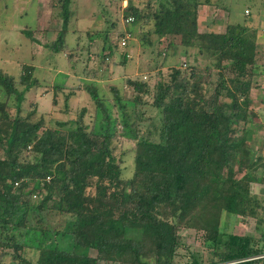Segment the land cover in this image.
<instances>
[{
	"label": "trees",
	"instance_id": "16d2710c",
	"mask_svg": "<svg viewBox=\"0 0 264 264\" xmlns=\"http://www.w3.org/2000/svg\"><path fill=\"white\" fill-rule=\"evenodd\" d=\"M225 1L149 0L145 8L128 1L123 18L133 19L141 41L152 46L154 36L159 45L166 43L163 60L167 50L180 49L182 61L159 73L153 90L144 81L127 80L132 100L111 88L119 122L111 120L96 87L87 85L96 110L92 125L84 124L82 110L48 128L44 115L34 118L35 108L22 114L26 94L40 87L34 69L22 66L17 81L0 71V252L11 251V264H174L181 229L203 232L211 256L206 264H264V231L255 240L227 232L222 221L223 215L245 222L264 213L250 191L251 184L264 185V162L251 161L246 145L254 134V81L264 78L257 48L264 38L238 24H228L223 33L199 31L198 8L229 12ZM61 4L57 38L45 48L69 59L75 50L66 43L69 0ZM127 33L118 37L125 40L124 63L134 31ZM21 34L34 42L33 31ZM116 48L107 43L101 63ZM72 94L64 97L65 110ZM150 95L157 119H145L138 110ZM56 102L55 92L52 106ZM118 136L135 143L127 179L114 154ZM246 162L241 177L224 175ZM26 249L34 260L23 256ZM191 258L192 264H205Z\"/></svg>",
	"mask_w": 264,
	"mask_h": 264
},
{
	"label": "rangeland",
	"instance_id": "374dc122",
	"mask_svg": "<svg viewBox=\"0 0 264 264\" xmlns=\"http://www.w3.org/2000/svg\"><path fill=\"white\" fill-rule=\"evenodd\" d=\"M71 1V2H70ZM145 8L149 0H127ZM63 0H0V71L13 76L16 81L21 73L22 66H31L34 69L33 77L37 79L40 87L31 89L26 94L23 103V112L26 114L31 109H36L37 119L44 115L46 127L55 128L56 123L69 122L84 110L83 122L91 126L96 113L95 105L84 86H95L99 98L111 115V120H121L120 112L113 106L111 88H116L124 101L132 100L135 93L126 84L127 80L144 81L153 90L160 75H166L169 68L181 65L180 49L167 50L163 60V51L166 43H157L152 36V46H148L138 32V26L126 23L123 18L122 0H69V22L66 43L71 48L72 57L64 53L54 54L45 48L57 38L61 27V10ZM229 12L224 9L211 8L206 13L200 12V31L223 33L228 24L243 25L259 30V36L264 38V0H226L224 3ZM39 17L37 18V9ZM205 7V6H203ZM211 7V6H208ZM106 11V14L104 13ZM61 14V13H60ZM76 29V32H72ZM133 30V38H128V60L124 63L121 56V43L119 36L122 32ZM38 30V31H37ZM33 31L34 42L29 36L20 33ZM107 33L106 42H104ZM27 36V35H25ZM90 37H93L89 39ZM30 40V42L28 41ZM78 41V42H77ZM107 43L117 45L112 59L101 63L100 55L105 51ZM122 46V45H121ZM258 65L264 67V41L258 45ZM162 53V54H161ZM193 53V52H190ZM160 54L161 56H158ZM201 67L205 61L201 62ZM94 75L95 77H92ZM215 79L212 76L211 81ZM255 90L251 95L249 114L255 124L253 139L246 143L250 148L251 161L264 162V78L259 76L254 81ZM54 87L59 90L55 91ZM57 93V102L52 106L53 94ZM73 93L69 98L68 108L64 109V97ZM145 106H139L145 119H157V112L151 106L152 95L144 96ZM130 107V106H129ZM129 110V109H128ZM14 114V109H10ZM102 116L98 115V119ZM157 121V120H155ZM149 121L142 124V129L147 127ZM48 124V125H47ZM118 131L121 126L118 123ZM134 142L123 136H118L113 143L114 154L121 157V166L124 169L123 178L131 176L133 169ZM233 167L224 170V175L239 178L248 170ZM262 169L258 170L261 174ZM251 194L255 195L264 205V185L251 184ZM94 189L87 193L93 195ZM260 213V211H259ZM264 213L259 218L245 219L227 217L223 215L222 221L227 227V232L235 235L250 236L259 239V231H264ZM259 230V231H258ZM180 247L177 250L174 264H192L191 255L208 263L211 259L209 250L204 246V234L201 231L181 229L178 232ZM11 251L6 254L0 252V264H11ZM95 256L94 251H90ZM26 259H35L33 252L26 249L23 253Z\"/></svg>",
	"mask_w": 264,
	"mask_h": 264
},
{
	"label": "crops",
	"instance_id": "0c3cea01",
	"mask_svg": "<svg viewBox=\"0 0 264 264\" xmlns=\"http://www.w3.org/2000/svg\"><path fill=\"white\" fill-rule=\"evenodd\" d=\"M41 2H43V0H41ZM211 8H215L214 6H211V7H208V6H205V7H199L198 8V18H197V21H198V28H199V31H200V17H201V14L200 12L204 11V13H206L209 9ZM39 10H40V7L37 9V18L39 17ZM126 21V20H125ZM38 31V30H37ZM201 32H207V31H201ZM21 34V33H20ZM30 42V41H29Z\"/></svg>",
	"mask_w": 264,
	"mask_h": 264
},
{
	"label": "built area",
	"instance_id": "2783aa9c",
	"mask_svg": "<svg viewBox=\"0 0 264 264\" xmlns=\"http://www.w3.org/2000/svg\"><path fill=\"white\" fill-rule=\"evenodd\" d=\"M121 4H122V8L125 9L127 7V5H128V1L127 0H122ZM132 21H133V19L131 17L126 19V23H128V24H130ZM121 45L122 46L125 45V40H123L121 42Z\"/></svg>",
	"mask_w": 264,
	"mask_h": 264
}]
</instances>
